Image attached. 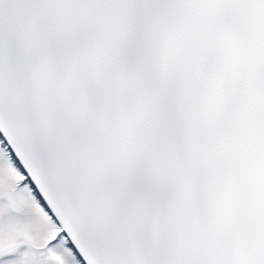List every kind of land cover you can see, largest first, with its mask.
Here are the masks:
<instances>
[{
    "label": "snow or ice",
    "instance_id": "snow-or-ice-1",
    "mask_svg": "<svg viewBox=\"0 0 264 264\" xmlns=\"http://www.w3.org/2000/svg\"><path fill=\"white\" fill-rule=\"evenodd\" d=\"M0 264H264V0H0Z\"/></svg>",
    "mask_w": 264,
    "mask_h": 264
}]
</instances>
